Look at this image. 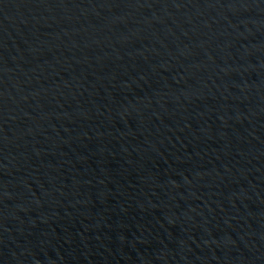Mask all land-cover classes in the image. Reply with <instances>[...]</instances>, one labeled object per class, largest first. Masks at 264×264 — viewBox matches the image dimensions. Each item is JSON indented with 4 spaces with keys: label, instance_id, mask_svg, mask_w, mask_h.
<instances>
[{
    "label": "water",
    "instance_id": "95a60500",
    "mask_svg": "<svg viewBox=\"0 0 264 264\" xmlns=\"http://www.w3.org/2000/svg\"><path fill=\"white\" fill-rule=\"evenodd\" d=\"M0 264H264V0H0Z\"/></svg>",
    "mask_w": 264,
    "mask_h": 264
}]
</instances>
